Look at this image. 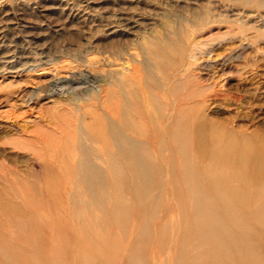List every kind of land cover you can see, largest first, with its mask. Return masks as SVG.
I'll use <instances>...</instances> for the list:
<instances>
[{
    "label": "bare ground",
    "instance_id": "bare-ground-1",
    "mask_svg": "<svg viewBox=\"0 0 264 264\" xmlns=\"http://www.w3.org/2000/svg\"><path fill=\"white\" fill-rule=\"evenodd\" d=\"M191 77L160 95L139 73L98 89L85 76L82 96L48 97L81 122L35 138L40 184L0 178V215L30 234L18 243L0 229V264H264V142L217 124L204 139ZM32 200L58 205L52 227L24 208Z\"/></svg>",
    "mask_w": 264,
    "mask_h": 264
},
{
    "label": "rangeland",
    "instance_id": "rangeland-1",
    "mask_svg": "<svg viewBox=\"0 0 264 264\" xmlns=\"http://www.w3.org/2000/svg\"><path fill=\"white\" fill-rule=\"evenodd\" d=\"M183 72L199 95L190 105L204 139L217 124L264 142V0H0V178L40 184L46 161L35 138L58 141L51 128L81 122L68 123L76 111L52 109L48 100L82 96L85 76L97 77L98 89L139 73L161 95ZM174 110L170 103L167 116ZM49 203L23 205L43 230L56 221L58 205ZM60 205L63 214L70 208ZM25 226L19 231L0 215L12 241L30 235Z\"/></svg>",
    "mask_w": 264,
    "mask_h": 264
}]
</instances>
